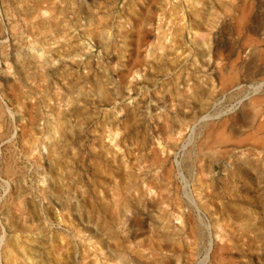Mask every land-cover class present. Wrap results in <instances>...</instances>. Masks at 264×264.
I'll return each instance as SVG.
<instances>
[{
	"label": "rangeland",
	"instance_id": "1",
	"mask_svg": "<svg viewBox=\"0 0 264 264\" xmlns=\"http://www.w3.org/2000/svg\"><path fill=\"white\" fill-rule=\"evenodd\" d=\"M0 264H264V0H0Z\"/></svg>",
	"mask_w": 264,
	"mask_h": 264
},
{
	"label": "bare ground",
	"instance_id": "2",
	"mask_svg": "<svg viewBox=\"0 0 264 264\" xmlns=\"http://www.w3.org/2000/svg\"><path fill=\"white\" fill-rule=\"evenodd\" d=\"M58 5H59V4H58ZM55 6H56V5H55ZM60 6H61V5H59L58 8H59ZM60 9H61V8H60ZM242 9H243V8H242ZM240 12H241V11H240ZM242 16L244 17V14H243ZM240 17H241V16H240ZM48 19H49V18H48ZM238 23H239V22H238ZM240 24H241V23H240ZM257 101H258V100H257ZM257 101H256V102H257ZM262 105H263V104H262ZM260 130H262V128H260L259 131H260ZM251 137H252V136H251ZM223 138H224V137H223ZM257 138L259 139V137H257ZM245 139H246V141H247L248 138H245ZM250 139H252V138H250ZM222 141H223V139H222V135H216V136H215V142H217V143L219 142V143H220V142H222ZM243 141H244V139H243ZM253 141H254V140H253ZM226 142H227V141H226ZM240 142H241V141H240ZM259 142H260V141H259ZM259 142H258V143H259ZM261 142H262V141H261ZM209 145H210V144H209ZM210 245H211V244H210ZM209 248H210V247H209ZM208 250H209V249H208ZM204 252H205V251H204Z\"/></svg>",
	"mask_w": 264,
	"mask_h": 264
}]
</instances>
